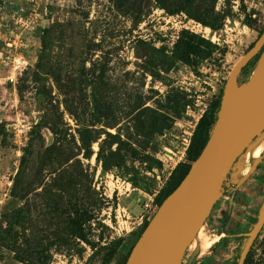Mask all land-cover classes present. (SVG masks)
<instances>
[{
	"label": "rangeland",
	"instance_id": "1",
	"mask_svg": "<svg viewBox=\"0 0 264 264\" xmlns=\"http://www.w3.org/2000/svg\"><path fill=\"white\" fill-rule=\"evenodd\" d=\"M178 8L203 23L169 14ZM263 25L264 0H0V264H101L96 250L126 237L118 264L155 213L195 111ZM182 31L218 50L196 69H160L152 48L170 55ZM242 70L239 83L252 68ZM246 155L181 264H238L264 206L232 190ZM76 214L95 248L70 234ZM242 264H264V224Z\"/></svg>",
	"mask_w": 264,
	"mask_h": 264
},
{
	"label": "water",
	"instance_id": "2",
	"mask_svg": "<svg viewBox=\"0 0 264 264\" xmlns=\"http://www.w3.org/2000/svg\"><path fill=\"white\" fill-rule=\"evenodd\" d=\"M249 76L241 70L257 55ZM264 132V29L232 66L208 140L177 187L162 201L133 245L125 264H181L183 255L223 191L237 158ZM264 224V206L246 237L238 264Z\"/></svg>",
	"mask_w": 264,
	"mask_h": 264
},
{
	"label": "trees",
	"instance_id": "3",
	"mask_svg": "<svg viewBox=\"0 0 264 264\" xmlns=\"http://www.w3.org/2000/svg\"><path fill=\"white\" fill-rule=\"evenodd\" d=\"M127 0H118V4L123 5ZM177 12H184L186 13L189 17L194 18L198 22H202L203 19L202 17H198L196 15H191L190 12L183 8H178L176 11H171L169 12L170 15H173L174 13ZM203 23V22H202ZM264 29V25L262 29L259 32L258 37L262 33ZM257 37V38H258ZM255 42V41H254ZM254 42H252L248 50L253 46ZM218 50V47L211 43L209 40L201 37L198 34L182 31L178 39L175 41L172 47V51L170 55L165 54L162 50H156L152 48V54L153 58L152 60L154 63H156V66H160V69H169L173 66L174 63H181L183 65H186L190 68L196 69L198 66H200L203 62L210 60L216 51ZM260 55V54H259ZM257 58L258 56H255L253 60H251L245 68H243L242 71H244L246 68L251 67L252 71L257 63ZM252 71L249 73L251 75ZM225 83V82H224ZM222 91L223 88L220 90L218 96L213 99L208 106L206 107V110L204 114L201 116V118L198 120L195 129L190 137L189 145L186 150V161L185 162H180L177 164L175 167L174 171L171 173L169 176L168 180L166 181L165 187L159 191L157 196L155 197V202L157 206H159L162 201L177 187V185L181 182L183 177L186 175L188 172L191 163L194 162V160L198 157L200 152L202 151L203 147L205 146L209 134L212 130V127L216 121L217 118V113L219 111L220 107V101H221V96H222ZM175 104V102H174ZM184 105V104H183ZM171 113H178L175 112L176 108L174 107H169L168 108ZM245 153V151L243 152ZM240 159L237 158L235 163ZM237 193V192H236ZM234 193H230V196L232 197ZM236 195V194H235ZM78 215L76 214L74 218L71 219L70 224H69V230L70 234L79 239L80 241L89 244L92 248H95L96 245L92 244L89 242L87 239V234L82 227V223L77 222L78 220ZM85 221H89L88 219H85ZM257 217L253 219V225L256 223ZM84 222V220H82ZM148 221H145L143 223V226L141 229L136 232L135 234H130L127 237L133 236V240L130 243V245L124 249L125 254L123 255V258L119 261L118 264H125L127 257L130 254V251L137 241L138 237L140 236L141 232L144 230L146 227ZM251 230V229H250ZM2 234V235H1ZM0 234V245H6V240H5V235L3 233ZM126 237H120L117 238L113 241H111L109 244L99 247L98 252H102V262L101 264H109L113 258L119 253V250L123 248V243L125 241ZM241 252V251H240Z\"/></svg>",
	"mask_w": 264,
	"mask_h": 264
},
{
	"label": "crops",
	"instance_id": "4",
	"mask_svg": "<svg viewBox=\"0 0 264 264\" xmlns=\"http://www.w3.org/2000/svg\"><path fill=\"white\" fill-rule=\"evenodd\" d=\"M232 182L233 191L248 197L251 203H260L264 198V152L245 161Z\"/></svg>",
	"mask_w": 264,
	"mask_h": 264
},
{
	"label": "bare ground",
	"instance_id": "5",
	"mask_svg": "<svg viewBox=\"0 0 264 264\" xmlns=\"http://www.w3.org/2000/svg\"><path fill=\"white\" fill-rule=\"evenodd\" d=\"M263 144H264V135H260L252 142V144L246 150L247 151L246 160L250 158L259 157L263 149ZM217 239L218 238H215L211 241L206 242L203 246V249L210 248L211 245H213L217 241Z\"/></svg>",
	"mask_w": 264,
	"mask_h": 264
},
{
	"label": "built area",
	"instance_id": "6",
	"mask_svg": "<svg viewBox=\"0 0 264 264\" xmlns=\"http://www.w3.org/2000/svg\"><path fill=\"white\" fill-rule=\"evenodd\" d=\"M206 108H199L198 111H195V115H193L194 117V125L196 126L198 120L201 118V116L204 114ZM190 135V134H189ZM188 137H191V136H188ZM189 141H190V138H187L185 139V147L183 148L182 152L179 153L178 157L176 158V160L174 161L173 165H172V168H174L178 163L180 162H185V154H186V150L188 148V145H189ZM228 178L227 177L224 182H223V191H224V187L228 184L227 181H228Z\"/></svg>",
	"mask_w": 264,
	"mask_h": 264
}]
</instances>
